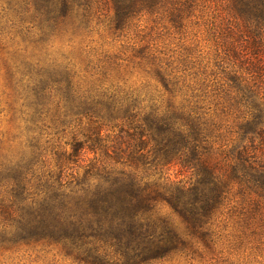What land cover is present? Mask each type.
Here are the masks:
<instances>
[{
  "label": "trees",
  "instance_id": "1",
  "mask_svg": "<svg viewBox=\"0 0 264 264\" xmlns=\"http://www.w3.org/2000/svg\"><path fill=\"white\" fill-rule=\"evenodd\" d=\"M6 2L41 42L94 23L124 32L144 16L192 42L178 62L134 44L158 83L145 95L83 83L81 91L69 64L61 74L52 56L27 69L28 109L46 115L60 94L78 102L98 137L82 145V162L83 150L101 157L77 182L64 167H1L0 245L18 235L9 244L57 243L85 264H155L212 252L214 223L238 196L264 204V0Z\"/></svg>",
  "mask_w": 264,
  "mask_h": 264
},
{
  "label": "rangeland",
  "instance_id": "2",
  "mask_svg": "<svg viewBox=\"0 0 264 264\" xmlns=\"http://www.w3.org/2000/svg\"><path fill=\"white\" fill-rule=\"evenodd\" d=\"M19 17L6 0H0V168L12 174L11 169L18 166L49 165L58 172L64 167L71 179L82 181L85 167L101 157V151L83 150L87 154L82 162V145L88 149L98 141L96 125L82 114L78 102L72 103L61 94L46 115L29 110L24 90L27 69L39 62L49 65L52 56L59 64L55 71L61 74L69 64L81 91L83 83L84 89L102 86L145 95L155 92L158 83L150 67L134 57L133 46L149 45L156 55L178 62L184 46L192 42L191 35L179 34L156 16H144L124 32L113 33L105 24L94 23L90 31L55 34L47 43L39 41L38 35L26 34ZM197 31L194 26L189 34ZM108 135L112 144L114 133ZM109 152L113 154V148ZM171 173L174 177L177 171ZM241 200L238 196L231 201L215 221L218 242L212 252L203 253L201 248L195 255L155 264H264V204L254 206ZM162 212L172 214L168 207ZM17 236H7L0 245V264H85L57 243L9 244L8 240Z\"/></svg>",
  "mask_w": 264,
  "mask_h": 264
}]
</instances>
